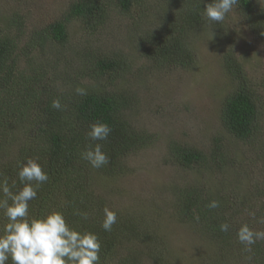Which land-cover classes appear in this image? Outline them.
<instances>
[{"label":"trees","instance_id":"trees-1","mask_svg":"<svg viewBox=\"0 0 264 264\" xmlns=\"http://www.w3.org/2000/svg\"><path fill=\"white\" fill-rule=\"evenodd\" d=\"M210 2L72 0L66 10L43 27L30 31L22 16L12 22L18 30L0 31V177H7L10 185L16 181L17 191L22 187L17 179L18 164L26 158H38L49 179L29 202L30 215L43 216L58 210L71 226L95 232L102 244L100 264H178V255L171 253L155 226L163 217L157 202H149L151 205L146 208L144 204L136 205L131 214L106 202L110 203L114 178L125 172V165L138 150L154 141L153 133L137 128L126 115L131 101L120 81L133 59L126 55L123 46L105 53L89 39L82 46L70 45L69 24L77 20L89 36H98L112 9L128 16L133 12L134 23L142 28L136 29L134 24L135 30H127L125 40L134 41L137 52L148 60L187 69L195 60L188 45L189 34L207 22L203 9ZM257 7L255 0H239L235 8L247 23L263 28L264 9ZM151 13L156 15V21L149 20ZM26 35L28 40L20 45V38ZM25 46L27 50L20 59L16 51ZM33 50L40 59L42 55L44 58L39 61L31 55ZM241 62L232 52L223 55V65L234 88L221 99L219 120L228 138L244 144L248 137L264 133L260 93L264 91V75L261 81L254 70ZM77 88L85 89L87 95H78ZM54 99L60 100L61 110L51 107ZM95 122H105L112 129L106 140L91 141L87 137L89 126ZM217 136L207 146L203 144L208 150L193 141L171 140L167 161L183 171L202 173L198 180L216 179L225 185L218 173L233 166L235 159L228 156L224 138ZM96 143L102 145L109 158L101 168H93L81 157L82 151ZM250 163L256 166L252 160H245L240 167L247 168ZM236 175L237 191L232 198L224 192V185L213 183L205 192L196 186L202 183L198 180L178 185L173 191L174 201L167 213L197 237L189 255L199 248L197 240H204L199 255L188 258L189 264H264V240L246 251L237 239L242 224L264 231V223L259 222L264 219V181L261 182L260 174L256 179L248 171H242V177L238 171ZM252 181L256 185L250 189ZM255 195L256 200H252ZM212 200H218L220 207L207 208ZM105 207L117 213L111 232L101 227ZM77 212H87L88 220H82ZM5 222L0 209V229ZM221 223L229 224L228 232L219 230ZM123 242L129 243L132 250L129 258L119 255ZM178 253L185 261L184 252ZM179 260L180 264H187ZM7 264H12L11 260Z\"/></svg>","mask_w":264,"mask_h":264},{"label":"rangeland","instance_id":"rangeland-1","mask_svg":"<svg viewBox=\"0 0 264 264\" xmlns=\"http://www.w3.org/2000/svg\"><path fill=\"white\" fill-rule=\"evenodd\" d=\"M71 1L0 0V31L18 30L12 22L18 21L22 16L26 19L30 31L43 27L46 22L52 21L66 10ZM161 1L163 0H156V3L160 4ZM255 2L258 4L257 8L264 9V0ZM150 17V21L157 20L154 13H151ZM133 19V12L128 16L112 9L105 25L99 29L98 36H89L79 21L74 20L69 24L70 45L82 46L89 39L92 43L95 41V46L105 53H111L115 47L123 46L126 55L133 59L129 70L120 81L121 89L127 91L131 101L126 115L134 126L153 133L154 141L135 153L125 165L127 167H124L126 170L122 175L113 177L109 194L111 204L106 202L111 207L130 214L136 205L144 204L146 208L151 205L149 202H157L158 212L163 215L155 224L159 234L165 237L171 253L178 255V264L179 259L189 264L188 258L199 255L204 240H197L200 242L199 248L193 255H189L188 250L197 237L188 226L173 220L167 212L174 201L175 188L187 182L195 183L203 174L196 170L183 171L173 166L167 161V146L171 140H179L193 141L197 147H206L210 140L218 138L217 135L224 138L228 156L235 159L234 165L218 173V176L224 178L225 185L218 183L216 179L198 180L202 183H197L196 186L205 192L215 183L220 187L224 185V192L232 198L235 190L237 191V171L241 177L242 171H248L256 179L260 174L261 182L264 181V133L248 137L244 144H240L233 140L234 138H228L219 120L221 99L234 88V82L223 65V55L232 52L246 68L254 70V74L262 81L264 23L263 28L252 26L236 8L228 14L225 21L220 22L219 27H216L218 23L207 20L196 32L189 34L188 45L195 60L191 67L184 69L159 65L160 61L148 60L142 53L139 54L135 42L125 40L127 30H135L134 24L136 29L142 28V25L134 23ZM26 40L28 35L20 38V45ZM26 50L25 46L16 51L20 59ZM31 55L36 56L39 61L44 58L42 55L40 59L35 50ZM260 93L264 103V91ZM245 160H252L256 166L250 163L247 168L240 167ZM254 185L256 183L252 181L250 189ZM256 196H253L252 200H256ZM141 211L153 216L142 209ZM180 251L184 252L185 261L178 253ZM119 255L123 258L132 255L129 243H122ZM202 264L207 262L203 261Z\"/></svg>","mask_w":264,"mask_h":264},{"label":"clouds","instance_id":"clouds-1","mask_svg":"<svg viewBox=\"0 0 264 264\" xmlns=\"http://www.w3.org/2000/svg\"><path fill=\"white\" fill-rule=\"evenodd\" d=\"M239 0H211L205 4L203 15L210 22L220 23L237 7ZM213 35V34H212ZM212 38V36H211ZM78 95H87L83 88H77ZM51 107L61 110L59 99L52 101ZM112 129L105 122H95L89 126L87 137L91 141L106 140ZM82 159L93 168L108 164L109 158L100 143L93 144L81 152ZM17 179L22 185L16 189V181L10 185L7 177H0V209L6 222L0 229V264H100L102 248L98 235L92 231H81L71 226L63 212L53 210L43 216H31L29 202L37 197L39 187L48 181V173L38 163V158H26L18 164ZM209 209L220 207L218 200L207 205ZM82 220H88L87 212H77ZM249 215L255 216L254 212ZM198 221L199 217H195ZM264 223V219L259 221ZM117 223V213L107 207L103 209L101 227L111 232ZM228 223H221L219 230L228 232ZM237 239L246 251L259 240H264V231H254L248 224H242L237 231Z\"/></svg>","mask_w":264,"mask_h":264}]
</instances>
